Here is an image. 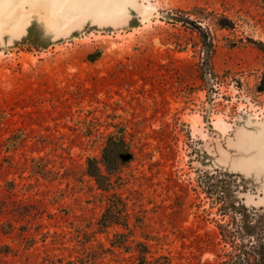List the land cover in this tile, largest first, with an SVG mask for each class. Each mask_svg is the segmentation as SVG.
<instances>
[{
    "label": "rangeland",
    "instance_id": "1",
    "mask_svg": "<svg viewBox=\"0 0 264 264\" xmlns=\"http://www.w3.org/2000/svg\"><path fill=\"white\" fill-rule=\"evenodd\" d=\"M118 132L134 158L104 193L86 162ZM260 132L264 0H133L0 38V264H235L232 227L264 226ZM113 197L127 229L98 225Z\"/></svg>",
    "mask_w": 264,
    "mask_h": 264
},
{
    "label": "water",
    "instance_id": "2",
    "mask_svg": "<svg viewBox=\"0 0 264 264\" xmlns=\"http://www.w3.org/2000/svg\"><path fill=\"white\" fill-rule=\"evenodd\" d=\"M132 10L133 0H53L51 6L46 0H0V38L11 37L29 24L57 36L78 21L113 23ZM183 21L191 24L188 20ZM209 53V42L204 37L203 78L207 88L211 82L207 63Z\"/></svg>",
    "mask_w": 264,
    "mask_h": 264
},
{
    "label": "trees",
    "instance_id": "3",
    "mask_svg": "<svg viewBox=\"0 0 264 264\" xmlns=\"http://www.w3.org/2000/svg\"><path fill=\"white\" fill-rule=\"evenodd\" d=\"M134 154L130 144L124 138L121 132L110 135L105 140L99 158H90L86 162V175L91 178L97 189L109 193L114 190L115 180L122 170L133 161ZM123 204L117 198H111L101 215L98 225L100 229L107 230L114 226H120L127 229ZM231 241L238 243L241 248V254L236 257L246 264L255 261L256 264H264V226L256 232L254 239L245 238L242 228L239 225L232 227V232L228 237ZM128 237L122 233L115 234L111 241V247L128 250ZM253 243V244H252ZM140 246V245H139ZM141 247V246H140ZM145 249V247H141ZM146 254V252H143Z\"/></svg>",
    "mask_w": 264,
    "mask_h": 264
},
{
    "label": "bare ground",
    "instance_id": "4",
    "mask_svg": "<svg viewBox=\"0 0 264 264\" xmlns=\"http://www.w3.org/2000/svg\"><path fill=\"white\" fill-rule=\"evenodd\" d=\"M259 128V127H258ZM257 128V129H258ZM260 135H258V137L255 139V140H252V141H254V142H260V143H264V132H260L259 133ZM251 141V142H252Z\"/></svg>",
    "mask_w": 264,
    "mask_h": 264
},
{
    "label": "crops",
    "instance_id": "5",
    "mask_svg": "<svg viewBox=\"0 0 264 264\" xmlns=\"http://www.w3.org/2000/svg\"><path fill=\"white\" fill-rule=\"evenodd\" d=\"M256 166H257V167H261V166H259V165H254V167H256ZM260 169H261V172L264 173V169H263L262 167H261Z\"/></svg>",
    "mask_w": 264,
    "mask_h": 264
}]
</instances>
